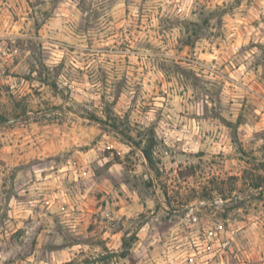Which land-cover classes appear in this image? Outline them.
I'll use <instances>...</instances> for the list:
<instances>
[{"label":"rangeland","instance_id":"374dc122","mask_svg":"<svg viewBox=\"0 0 264 264\" xmlns=\"http://www.w3.org/2000/svg\"><path fill=\"white\" fill-rule=\"evenodd\" d=\"M0 264H264V0H0Z\"/></svg>","mask_w":264,"mask_h":264},{"label":"trees","instance_id":"16d2710c","mask_svg":"<svg viewBox=\"0 0 264 264\" xmlns=\"http://www.w3.org/2000/svg\"><path fill=\"white\" fill-rule=\"evenodd\" d=\"M145 158L151 163L152 162V148L142 149Z\"/></svg>","mask_w":264,"mask_h":264}]
</instances>
